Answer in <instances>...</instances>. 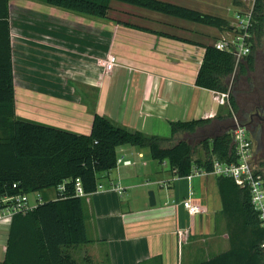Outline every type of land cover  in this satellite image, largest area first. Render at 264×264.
I'll use <instances>...</instances> for the list:
<instances>
[{
  "label": "crops",
  "instance_id": "crops-1",
  "mask_svg": "<svg viewBox=\"0 0 264 264\" xmlns=\"http://www.w3.org/2000/svg\"><path fill=\"white\" fill-rule=\"evenodd\" d=\"M160 1L220 16L233 26L236 15L253 5V0ZM8 11L17 118L88 134L97 113L168 138L170 121L229 112V103L221 104L217 92L195 80L205 47L230 40V31L116 0L109 2L106 18L45 0H9ZM108 54L116 65L104 74L98 61ZM145 151L120 146L117 154L136 162L103 173L102 187L85 196L88 242L63 248L77 264H195L229 249L217 176L175 177L168 161L147 163ZM153 185L151 206L150 191L139 194L137 188ZM52 190L40 192L42 201L56 198ZM188 197L200 213L183 208ZM11 220L0 219V262Z\"/></svg>",
  "mask_w": 264,
  "mask_h": 264
},
{
  "label": "trees",
  "instance_id": "trees-1",
  "mask_svg": "<svg viewBox=\"0 0 264 264\" xmlns=\"http://www.w3.org/2000/svg\"><path fill=\"white\" fill-rule=\"evenodd\" d=\"M45 1L80 14L106 18L111 0ZM116 1L220 31L235 30L220 16L160 0ZM8 2L0 0V198L40 193L49 188L56 191V198L38 202L32 210L12 216L0 264H77L63 248L88 242L84 199L98 189L103 173L116 167L120 146L147 148L152 160L168 161L175 177L188 176L193 167L211 171L213 157L228 163L236 161L232 115L243 124V112H250L256 102L264 103V78L256 83L250 77L256 61L253 51L264 35V0H253L248 29L252 46L244 59L237 62L231 52L219 50L215 45L205 47L195 84L217 93H229L228 114L170 121L168 138L129 129L97 113L88 134L15 117ZM239 80L247 84L244 90L239 87L242 85ZM199 147L203 156L194 158ZM77 179L83 196L75 192ZM62 184L64 189L60 191L58 187ZM217 184L230 247L195 264H264V227L251 205L248 189L225 176H217Z\"/></svg>",
  "mask_w": 264,
  "mask_h": 264
},
{
  "label": "built area",
  "instance_id": "built-area-1",
  "mask_svg": "<svg viewBox=\"0 0 264 264\" xmlns=\"http://www.w3.org/2000/svg\"><path fill=\"white\" fill-rule=\"evenodd\" d=\"M235 30L230 40H223L215 43V47L219 50L231 52L237 62L241 61L251 52V37L248 31L251 26V9L244 14L236 15ZM102 72L104 74L110 73L116 65V58L113 54H108L98 61ZM218 100L221 104L228 103L229 93H217ZM233 124L231 127V137L233 142V150L236 156L235 162H224L219 158L213 157L211 163V171L202 170L193 167L189 173V177L197 175H206L211 173L216 176H225L234 180L240 186L248 189L250 194V202L258 215V219L262 227H264V177L257 169L254 160L253 140L247 128L239 122L237 116L232 115ZM239 124V125H238ZM241 124V125H240ZM132 165L133 162L124 158V156L117 155L116 166L118 165ZM16 184H13L15 187ZM102 185L99 184L98 188ZM113 188L118 194L123 192L119 185H114ZM64 189L63 184L58 187V190ZM75 192L79 196H83L82 187L79 180L75 182ZM35 202H31L29 196L26 194L5 195L0 198V219L6 216H13L15 213H26L32 210L38 202L42 201L39 192L33 193ZM183 208L187 210L190 215L200 213L197 205L192 203L190 197L181 201ZM179 236L182 232H178ZM264 248V240L262 242Z\"/></svg>",
  "mask_w": 264,
  "mask_h": 264
},
{
  "label": "rangeland",
  "instance_id": "rangeland-1",
  "mask_svg": "<svg viewBox=\"0 0 264 264\" xmlns=\"http://www.w3.org/2000/svg\"><path fill=\"white\" fill-rule=\"evenodd\" d=\"M250 7V2L248 3L247 7L245 10L248 11ZM246 11V12H247ZM257 45H255V49L253 51V54L255 55L256 61H255V69L254 72H250V77L256 81V83L259 81V83L262 81V79L264 78V35L261 38L260 42H256ZM261 80V81H260ZM243 80H239V85L242 84ZM247 85V84H246ZM245 84L240 85L239 87L242 88L243 90L246 88ZM238 88V87H237ZM236 89V88H235ZM251 94V93H250ZM250 105V104H248ZM249 107V106H247ZM253 150H254V160L257 166V169H259L261 172L264 173V164H261L264 162V152L261 150L259 151L256 156H255V142L253 143ZM147 155L146 156V162L150 163L152 162L151 158H150V154L145 151ZM203 154V150L199 147L198 151L196 152L194 158H198V157H202ZM138 158L142 159L144 157V153H142V151L137 153ZM133 158H131V161L133 163H135L136 161L133 160ZM135 167V166H133ZM140 179V178H139ZM141 181H143L144 179H140ZM43 194H45L48 191H53L52 188L43 190ZM137 191L139 192V194H148L149 191H156L155 186H150V187H139L137 188ZM34 196V194H30L29 198L32 199ZM139 205V204H138Z\"/></svg>",
  "mask_w": 264,
  "mask_h": 264
},
{
  "label": "flooded vegetation",
  "instance_id": "flooded-vegetation-1",
  "mask_svg": "<svg viewBox=\"0 0 264 264\" xmlns=\"http://www.w3.org/2000/svg\"><path fill=\"white\" fill-rule=\"evenodd\" d=\"M243 124L247 128L253 143L255 156L259 151L264 152V103L256 102L250 112H243Z\"/></svg>",
  "mask_w": 264,
  "mask_h": 264
},
{
  "label": "water",
  "instance_id": "water-1",
  "mask_svg": "<svg viewBox=\"0 0 264 264\" xmlns=\"http://www.w3.org/2000/svg\"><path fill=\"white\" fill-rule=\"evenodd\" d=\"M233 125H235V124H233ZM149 203H150L151 206H153L155 204L154 195H153V192L152 191L149 192Z\"/></svg>",
  "mask_w": 264,
  "mask_h": 264
}]
</instances>
